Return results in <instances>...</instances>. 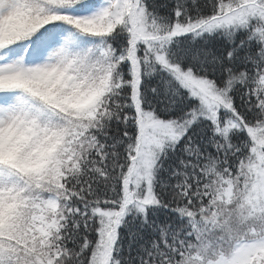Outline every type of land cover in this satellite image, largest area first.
Instances as JSON below:
<instances>
[{"label":"trees","instance_id":"obj_1","mask_svg":"<svg viewBox=\"0 0 264 264\" xmlns=\"http://www.w3.org/2000/svg\"><path fill=\"white\" fill-rule=\"evenodd\" d=\"M98 1L22 0L25 19L0 47V54L30 58L45 53L57 38L76 59L79 84L90 81L85 84L100 93L95 107L68 122L52 103L44 109L57 117L41 114L38 97L14 85L31 118L25 139L0 147V264H92L101 218L120 210L123 201L139 133L137 108L183 122L198 110L175 67L225 90L228 106L217 110L219 125L199 114L159 150L152 171L154 200L118 217L107 264H209L219 255L230 257L239 242L264 237V211L240 205V190L247 177L250 181L251 131L264 128V43L254 29L259 24L201 27L236 0H139L147 16L164 25L192 27L165 43L168 63L145 55L142 44L137 78L128 56L126 10L119 18L110 10L91 25L77 15ZM14 86L0 87V101ZM231 118L235 122L225 130ZM54 134L63 135L59 163L50 161L33 173L13 161L17 152L40 161ZM255 208L264 205L257 202ZM247 264H264V250Z\"/></svg>","mask_w":264,"mask_h":264},{"label":"rangeland","instance_id":"obj_2","mask_svg":"<svg viewBox=\"0 0 264 264\" xmlns=\"http://www.w3.org/2000/svg\"><path fill=\"white\" fill-rule=\"evenodd\" d=\"M25 9L26 6L22 0H0V47L9 41V36L15 30L14 28L22 24V20L25 19V17L22 18ZM223 9L224 14L222 16L216 17L206 24H200L201 27L205 26L204 28L210 29L217 26L232 25L237 27L240 24H249V22L258 23L259 26L254 24V29L257 30L264 43V0H236L227 2ZM110 10L116 18H119V15H122V12L126 10L128 22L131 24L128 56L134 66L137 78L141 68V58L138 53L141 52L142 44L148 49L145 55L155 56L156 59L163 60V63H168L166 60L164 61L165 43L174 35L185 33L184 30L192 27L190 24L184 26L175 24L173 27L164 25L163 22L157 21L152 16H147L139 0H99L96 6H90L77 15L83 18L84 25H91L100 23ZM47 49L45 53L30 58L17 55L9 57L6 54H0V87L22 85V92L38 97L40 100L38 103L40 108L38 109L44 115L49 113L50 116L57 117L50 108L47 109L48 113L44 109L48 103H52L54 107H59L62 118L68 122L73 117L77 119L81 115H86L100 101V93L94 89V85L89 88L85 84L90 81L79 84L77 72H74L76 59L71 58L69 48L59 44L57 38L49 42ZM145 59L146 56H144ZM174 74L180 83L188 88L190 95L196 98L198 110L183 122L158 119L151 111L139 109L137 106L139 133L133 146L134 159L127 170L123 184V201L120 210L106 211L101 218L102 225L90 261L92 264L108 263L118 217L128 213L130 206L137 210H143L144 204L154 200L152 171L159 150L169 142L176 141L178 136L199 114L211 117L213 122L218 124L217 110L220 107L228 106L229 98L225 95V90H218L211 82L196 77L187 70L183 71L175 67ZM38 81L39 83L31 86L32 82ZM68 86L71 88L70 91L68 89V92L62 91V88L66 89ZM16 88L14 86V88L7 89L5 94L8 96L0 101V147L6 148V145L17 141V139L22 140L27 137V123L31 117L28 114L27 106L19 100L20 96ZM72 88H78V90ZM133 99L136 103L138 102L137 83L134 87ZM63 119L62 122H64ZM234 122L232 118L226 120L225 130ZM251 134L254 144L251 160L247 164L248 169H250V181L248 182L249 178L247 177L243 188L240 190L244 197L240 205L245 211L257 213L264 211V208H255L257 202L259 205H264V128L257 127L251 131ZM62 136V134H54L49 137L48 142L44 143L45 147L41 150L44 157L40 161L35 157L32 159L29 155L21 157L18 152L11 157L25 171L35 173L45 170L48 168V162L59 163ZM7 154L10 155L11 152H7ZM225 192L226 196L232 195V187L228 186ZM52 203L50 204L52 205ZM263 250L264 237L248 242H239L230 257L226 258L219 255L216 260L210 261L209 264H247L256 257L259 251Z\"/></svg>","mask_w":264,"mask_h":264}]
</instances>
